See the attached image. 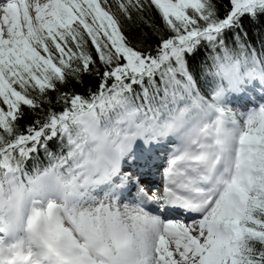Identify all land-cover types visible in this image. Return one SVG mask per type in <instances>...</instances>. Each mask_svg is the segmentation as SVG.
I'll list each match as a JSON object with an SVG mask.
<instances>
[{"label": "snow or ice", "instance_id": "obj_1", "mask_svg": "<svg viewBox=\"0 0 264 264\" xmlns=\"http://www.w3.org/2000/svg\"><path fill=\"white\" fill-rule=\"evenodd\" d=\"M0 264H264V0H0Z\"/></svg>", "mask_w": 264, "mask_h": 264}]
</instances>
